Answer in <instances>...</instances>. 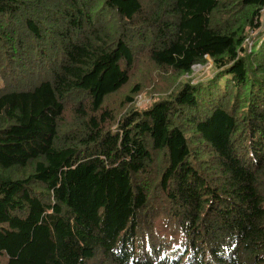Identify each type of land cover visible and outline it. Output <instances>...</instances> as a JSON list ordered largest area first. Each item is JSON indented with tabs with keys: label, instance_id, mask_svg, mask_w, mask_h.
Segmentation results:
<instances>
[{
	"label": "trees",
	"instance_id": "trees-1",
	"mask_svg": "<svg viewBox=\"0 0 264 264\" xmlns=\"http://www.w3.org/2000/svg\"><path fill=\"white\" fill-rule=\"evenodd\" d=\"M0 83V264H264V0H0Z\"/></svg>",
	"mask_w": 264,
	"mask_h": 264
},
{
	"label": "rangeland",
	"instance_id": "rangeland-1",
	"mask_svg": "<svg viewBox=\"0 0 264 264\" xmlns=\"http://www.w3.org/2000/svg\"><path fill=\"white\" fill-rule=\"evenodd\" d=\"M257 37L255 36L251 43H253ZM205 64L195 65L192 67V71L189 75L183 76L184 81H190L192 83H196L198 81H205L206 79L210 78L213 74V68L212 63L209 59H206ZM143 74L148 73L147 79H146V87L142 91V93L138 94L133 102V106L136 109H145L149 107L153 102L157 101L159 98L163 96V94L160 92V88L165 86V83L162 82L164 76H162L159 71L153 73H149L150 67H148L146 64L143 66ZM169 87L172 86L170 82H168ZM1 86V83H0ZM123 93V92H122ZM121 97L114 102V106L112 107L116 113V115L123 112L124 107H122L120 104ZM123 108V110L121 109Z\"/></svg>",
	"mask_w": 264,
	"mask_h": 264
}]
</instances>
